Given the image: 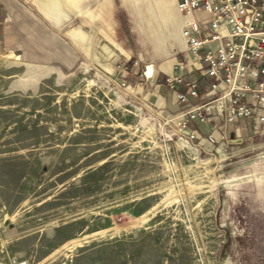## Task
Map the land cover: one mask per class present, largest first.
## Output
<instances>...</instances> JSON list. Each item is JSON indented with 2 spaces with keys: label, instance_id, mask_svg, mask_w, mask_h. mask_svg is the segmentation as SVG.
<instances>
[{
  "label": "rangeland",
  "instance_id": "obj_1",
  "mask_svg": "<svg viewBox=\"0 0 264 264\" xmlns=\"http://www.w3.org/2000/svg\"><path fill=\"white\" fill-rule=\"evenodd\" d=\"M156 1L0 0V264H264V122L157 115L145 69L187 47Z\"/></svg>",
  "mask_w": 264,
  "mask_h": 264
},
{
  "label": "built area",
  "instance_id": "obj_2",
  "mask_svg": "<svg viewBox=\"0 0 264 264\" xmlns=\"http://www.w3.org/2000/svg\"><path fill=\"white\" fill-rule=\"evenodd\" d=\"M177 5L189 59L178 61L166 82L185 106L178 129L185 131L192 120L211 121L218 130L237 118L264 122L259 111L264 109V0H177ZM187 65L198 77H185ZM202 78L207 81L204 92L199 89ZM201 95L207 99L191 104ZM206 140L215 141L211 133Z\"/></svg>",
  "mask_w": 264,
  "mask_h": 264
},
{
  "label": "crops",
  "instance_id": "obj_3",
  "mask_svg": "<svg viewBox=\"0 0 264 264\" xmlns=\"http://www.w3.org/2000/svg\"><path fill=\"white\" fill-rule=\"evenodd\" d=\"M75 1V0H74ZM177 2V0H176ZM175 0H170V7L173 8V10L176 12L175 6H176ZM44 3H49L50 6L44 7ZM34 6L37 9V11L53 26L59 25V18H58V0H34ZM7 11L11 12L13 11L12 4H8ZM178 20L183 23V18L180 13V16L178 17ZM67 36L71 40V42L76 46L77 44H81V39L83 37L82 34L76 33V29L68 30L66 31ZM178 38L179 42L185 46V41L182 39V37L178 34H175ZM21 42V41H20ZM19 43V42H18ZM25 44H32L30 41H25ZM34 44V43H33ZM37 45V44H34ZM29 52V50L27 51ZM42 52V48H41ZM189 59V54L186 52V54L183 56V61ZM168 67V68H167ZM168 73L166 71L161 72L159 74L158 71H155V69H151L150 67H147V70L145 69V75L149 78H151V87L146 92V97L150 104L155 108L157 115H161L165 117L166 121H175V123L180 122L184 119L183 116V106L182 104L178 103L175 97L174 91L168 86L166 82V78L171 76L176 69H171V65L167 66ZM192 69L191 66H185L184 70L187 72L185 77L187 78H195L198 77V73H194L190 71ZM188 70V71H187ZM161 77V78H160ZM175 88L182 89V84H176ZM200 91H205L207 89V81L205 79L200 80ZM207 98L204 97V95H201L199 98H192L190 99L191 104L194 103H200ZM262 114H264V109L259 110ZM168 119V120H167ZM177 121V122H176ZM220 121L219 117L215 118V123L218 124ZM253 124H259L254 123L251 119L246 118H237L233 122L226 125L224 130H218L217 128H213V124L211 121L207 123H198L197 121H188L186 123V130L187 131H193L195 134V137L204 135L206 136L211 133L214 139L220 138L223 139L226 134H230L231 132L235 134V132H239L241 130H246L249 125ZM230 137V135H229Z\"/></svg>",
  "mask_w": 264,
  "mask_h": 264
},
{
  "label": "bare ground",
  "instance_id": "obj_4",
  "mask_svg": "<svg viewBox=\"0 0 264 264\" xmlns=\"http://www.w3.org/2000/svg\"><path fill=\"white\" fill-rule=\"evenodd\" d=\"M178 6V5H177ZM156 7H157V10H158V12L160 13V15H161V17L163 18V20H166L167 19V17H168V15L166 14V11H165V9H167L166 7H164L163 6V2H162V0H157L156 1ZM177 10H178V15H180V10H179V7H177ZM171 13V12H170ZM171 18H174L173 20H175V18H176V16H174L173 14H171V16H170ZM183 25L178 21L177 22V25H176V27H175V30H176V33L178 34L179 33V35L182 37L183 36V38H184V41H185V44H186V40H185V37H184V35H183ZM182 29V30H181ZM181 30V31H180Z\"/></svg>",
  "mask_w": 264,
  "mask_h": 264
},
{
  "label": "water",
  "instance_id": "obj_5",
  "mask_svg": "<svg viewBox=\"0 0 264 264\" xmlns=\"http://www.w3.org/2000/svg\"><path fill=\"white\" fill-rule=\"evenodd\" d=\"M229 135H230L229 141H235V142L242 141V138H239V137L233 138V136H234L233 132H231Z\"/></svg>",
  "mask_w": 264,
  "mask_h": 264
}]
</instances>
